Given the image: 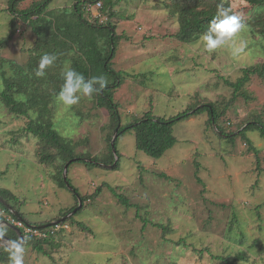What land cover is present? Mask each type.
Segmentation results:
<instances>
[{
  "label": "rangeland",
  "instance_id": "obj_1",
  "mask_svg": "<svg viewBox=\"0 0 264 264\" xmlns=\"http://www.w3.org/2000/svg\"><path fill=\"white\" fill-rule=\"evenodd\" d=\"M10 1L0 0V42L8 41L0 47V61L25 64L35 36L23 19L13 22ZM74 1L53 0L47 11ZM230 1L239 12L251 10L244 0ZM102 6L96 11L101 22L115 23L121 36L113 67L123 78L115 95L122 126L147 112L170 119L214 102L220 110L227 107L220 122L227 133H239L248 121L264 123V77H252L241 91L245 96L234 101V88L226 83L264 63V40L248 27L184 44L176 37L179 23L156 0L117 2L114 18ZM106 47L99 38L97 49L105 53ZM55 108L56 128L74 143L76 155L99 159L101 166L74 163L68 170L73 187L88 200L73 222L61 226L53 245H45V253L26 243L6 244L15 249V260L0 264H226L220 259L234 261L240 250L247 259L235 264H264V138L258 131L230 143L207 125L208 113H201L174 126L176 144L160 159L139 151L130 131L117 142L119 169L113 171L102 163L111 157L109 138L115 134L108 111L84 89ZM21 117L0 108V189L19 198L25 224L41 227L78 203L72 191L58 187L57 170L38 163V141L23 131L27 122Z\"/></svg>",
  "mask_w": 264,
  "mask_h": 264
},
{
  "label": "trees",
  "instance_id": "obj_2",
  "mask_svg": "<svg viewBox=\"0 0 264 264\" xmlns=\"http://www.w3.org/2000/svg\"><path fill=\"white\" fill-rule=\"evenodd\" d=\"M24 1L26 0H11L9 11L14 16L13 22L16 19H23L30 26L35 36V44L29 50L28 61L25 64L12 60L0 61V108L25 118L27 124L22 128L23 131L38 141L36 156L38 163L57 170L54 180L59 188L69 189L63 174L65 166L71 160L76 159L69 165V169L74 163H83L90 167L101 166L96 163L99 159L90 160L91 158L87 156L92 161L89 162L82 156L76 155L74 143L63 138L54 123L55 104L76 90L84 89L89 92L96 106L108 111L113 133L118 131L115 146L121 136L134 131L137 149L153 159L162 158L176 144L173 134L174 126L201 113H208L207 125L230 143L239 136L247 139L246 134L254 130L264 138V123L258 119L248 121L246 127L239 133H227L225 128L220 126L227 107L220 110L221 105L216 102L208 105L198 104L170 119L157 117L152 112H147L135 123L122 126L120 105L115 95L122 86L123 78L121 73L113 67L121 36L117 34L115 23L110 20L101 22L100 19H93L86 9L89 5L94 6L98 1H102L104 10L109 7L111 12L109 17L114 18L116 14L111 11L112 6L123 0L115 2L113 0H75L68 8L50 12L47 10L53 0H39L28 9L17 11L16 7ZM156 1L158 7H163L179 23V32L176 37L184 44L196 43L204 37L218 39L226 35L229 28L233 26H246L254 36L264 40V0H244L251 6L249 13L233 9L230 0ZM102 9L103 6L99 11ZM242 11H247V8L242 7ZM13 31L16 32V28ZM11 38L12 36L9 37ZM99 38L102 44L103 41L106 43L105 53L97 49ZM7 42V40L0 42V47L6 46ZM242 73L243 76L236 83L226 82L234 88L233 101L238 95L245 96L241 91L250 83L252 77H264V63L245 68ZM112 139L113 136L109 138L111 157L102 163L112 167L109 170L117 171L119 161L115 160L116 156L111 146ZM198 181L202 182L200 179ZM68 182L73 187L69 176ZM73 188L83 201L82 208L58 225L46 228L37 226L38 228L35 229H39L46 235L44 237L28 235L25 245H34L39 253H45V245H53L54 236L62 232H60L61 226L67 222H73L74 218L84 210L88 198L82 197L78 189ZM112 191L115 192L114 189ZM75 197L79 205L78 198L76 195ZM118 198L120 203L128 206L124 197L118 195ZM19 202V198L12 191L0 189V222L8 221L9 218L18 220L16 213L22 217L20 208L22 203L19 207L16 205ZM78 205L62 213V217H67ZM62 217L55 220H60ZM47 224L49 222L44 223V225ZM78 226L86 228L82 224ZM159 227L165 233L169 232V228L161 225ZM2 235L17 238V235L7 227L0 228V236ZM182 242L186 245V241ZM206 251L205 249L200 251V256ZM15 255V249L0 245V263L14 261ZM245 259H247L246 253L240 250L234 261L225 258L220 260L226 264H235L236 260Z\"/></svg>",
  "mask_w": 264,
  "mask_h": 264
},
{
  "label": "water",
  "instance_id": "obj_3",
  "mask_svg": "<svg viewBox=\"0 0 264 264\" xmlns=\"http://www.w3.org/2000/svg\"><path fill=\"white\" fill-rule=\"evenodd\" d=\"M118 139V131L115 132L114 136H113V139H112V142H111V146H112V150H113V153L115 156H117V150H116V146H115V143H116V140ZM76 160V159H75ZM75 160H71L64 168V174H63V178H64V181L67 185V187L69 188V190H71L78 198V201H79V205L78 207L73 210L67 217L63 218V219H60V220H57L55 221L54 223H50V224H47V225H43L41 226V228H46L48 226H52V225H58L60 224L64 219L76 214L78 212L79 209L82 208L83 206V201L82 199L77 195L76 191L74 190V188L71 186V184L68 182V169H69V165L75 161ZM89 162H92V161H89ZM16 216H17V219L19 221H22L24 222V219L23 217H21L20 215H18L16 213ZM26 226L28 227H31V228H38L37 226H34V225H31L29 223H26L25 224ZM3 227H7V228H10L12 231H14L16 233V235L18 236V241H14L12 240L11 238L5 236V235H2L0 236V245H3V246H6V244H10L11 247H16L18 245H23L25 244V241H26V236L24 235V233L22 232V230L20 228H18L16 225H14L13 223L9 222V221H3V222H0V228H3Z\"/></svg>",
  "mask_w": 264,
  "mask_h": 264
},
{
  "label": "built area",
  "instance_id": "obj_4",
  "mask_svg": "<svg viewBox=\"0 0 264 264\" xmlns=\"http://www.w3.org/2000/svg\"><path fill=\"white\" fill-rule=\"evenodd\" d=\"M102 4V1H98L94 6L89 5L86 10L87 12H91L95 18H98L99 14L96 11H99L102 8ZM8 221L16 225L18 228L24 229V235L26 237L28 235H37L38 237H44L46 235V233L41 232L39 229L28 227L24 225L23 222L15 220L13 218H9Z\"/></svg>",
  "mask_w": 264,
  "mask_h": 264
},
{
  "label": "flooded vegetation",
  "instance_id": "obj_5",
  "mask_svg": "<svg viewBox=\"0 0 264 264\" xmlns=\"http://www.w3.org/2000/svg\"><path fill=\"white\" fill-rule=\"evenodd\" d=\"M11 230V229H10ZM22 230V232L24 233V229H21ZM12 231V230H11ZM15 235H16V233L14 232V231H12ZM5 236H7V237H9L8 235H5ZM9 238H11L12 240H14V241H18V236H17V238L15 239V238H12V237H9Z\"/></svg>",
  "mask_w": 264,
  "mask_h": 264
},
{
  "label": "clouds",
  "instance_id": "obj_6",
  "mask_svg": "<svg viewBox=\"0 0 264 264\" xmlns=\"http://www.w3.org/2000/svg\"><path fill=\"white\" fill-rule=\"evenodd\" d=\"M89 13V12H88ZM91 13V12H90ZM90 17L93 18L94 16L92 15V13L90 14ZM95 18V17H94ZM102 18V14L99 13V17L98 18H95V19H100L101 20ZM22 222V221H21ZM24 223V222H23Z\"/></svg>",
  "mask_w": 264,
  "mask_h": 264
},
{
  "label": "bare ground",
  "instance_id": "obj_7",
  "mask_svg": "<svg viewBox=\"0 0 264 264\" xmlns=\"http://www.w3.org/2000/svg\"><path fill=\"white\" fill-rule=\"evenodd\" d=\"M49 227V226H48Z\"/></svg>",
  "mask_w": 264,
  "mask_h": 264
}]
</instances>
